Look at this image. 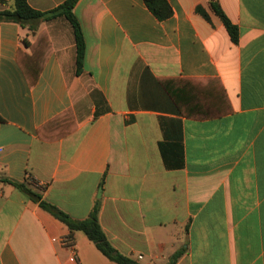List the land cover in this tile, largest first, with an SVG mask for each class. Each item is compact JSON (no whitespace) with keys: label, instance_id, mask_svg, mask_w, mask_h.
<instances>
[{"label":"crops","instance_id":"0c3cea01","mask_svg":"<svg viewBox=\"0 0 264 264\" xmlns=\"http://www.w3.org/2000/svg\"><path fill=\"white\" fill-rule=\"evenodd\" d=\"M167 1L158 20L143 0H78L80 74L64 17L0 22V264H116L2 179L76 219L99 201L108 240L140 264H264V0H217L236 43L208 0ZM41 30L30 85L17 52Z\"/></svg>","mask_w":264,"mask_h":264},{"label":"trees","instance_id":"16d2710c","mask_svg":"<svg viewBox=\"0 0 264 264\" xmlns=\"http://www.w3.org/2000/svg\"><path fill=\"white\" fill-rule=\"evenodd\" d=\"M77 1L64 0L51 9L38 10L30 6L28 0H11L9 8L0 10V22H14L21 27L28 28L34 33L38 29L37 24L39 21H48L56 17H64L68 20L73 30L75 42V72L76 74H80L83 66L85 41L79 20L73 11ZM143 1L158 20L167 19L172 14V8L167 0ZM208 4L211 11L222 21L231 41L236 43L238 41V27L229 19L217 0H208ZM196 12L205 20H210L207 11L202 6H196ZM22 44L24 47L29 48V52L19 49L17 52V61L22 68L28 84L32 85L36 82L42 68L40 59L42 52L46 47L50 48V41L47 33L41 30L37 33L33 42L22 40ZM2 181L20 188L33 202L38 203L42 209L65 224L70 236L75 231H81L108 260L116 264H140L135 259L120 253L108 240L98 219L99 201H96L85 218L76 219L58 206L42 199L39 192L30 188V186L38 187L33 181L27 183H16L9 179H2ZM29 184L30 186H28ZM180 254L181 251L176 252L166 264H174Z\"/></svg>","mask_w":264,"mask_h":264},{"label":"rangeland","instance_id":"374dc122","mask_svg":"<svg viewBox=\"0 0 264 264\" xmlns=\"http://www.w3.org/2000/svg\"><path fill=\"white\" fill-rule=\"evenodd\" d=\"M77 233L82 234L81 231H77Z\"/></svg>","mask_w":264,"mask_h":264},{"label":"built area","instance_id":"2783aa9c","mask_svg":"<svg viewBox=\"0 0 264 264\" xmlns=\"http://www.w3.org/2000/svg\"><path fill=\"white\" fill-rule=\"evenodd\" d=\"M139 257H141V256H139Z\"/></svg>","mask_w":264,"mask_h":264}]
</instances>
